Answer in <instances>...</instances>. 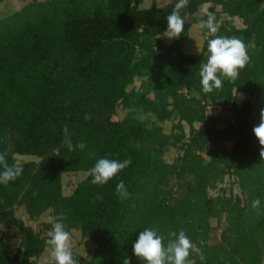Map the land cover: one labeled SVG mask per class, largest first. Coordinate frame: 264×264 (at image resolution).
<instances>
[{
  "label": "trees",
  "instance_id": "obj_1",
  "mask_svg": "<svg viewBox=\"0 0 264 264\" xmlns=\"http://www.w3.org/2000/svg\"><path fill=\"white\" fill-rule=\"evenodd\" d=\"M143 1L57 0L56 11L33 4L22 16L0 22V154L23 167L17 179L0 184V224L22 238L12 251L0 226V264H37L49 247L52 223L33 226L17 213L19 205L30 219L63 213L65 230L80 229L92 247L89 254L73 252L79 264H122L126 257L137 263L133 244L146 228L169 235L166 244L177 237L172 231L182 229L191 242L205 238L198 247L204 259L197 255L193 264L259 262L264 160L251 136L255 126L245 117L253 107L259 113L264 108V0H188L180 12L184 30L173 39L163 33L178 0L160 7L156 0L149 6ZM201 9L206 19L214 15L216 36L241 40L249 56L237 79L221 76L222 87L210 93L203 91L200 71L215 36L208 33L200 52L182 48ZM226 11L246 25L220 21ZM137 76L143 77L139 86ZM239 92L250 97L239 102ZM215 103L237 117V126H219L222 111L207 113ZM119 106L126 109L122 117L116 116ZM167 119L174 120L171 131L164 127ZM65 126L73 151L64 143ZM171 146L179 150L173 161L166 158ZM24 153L34 157L19 160ZM129 157L130 166L108 183L91 182L97 160ZM80 169L88 174L64 193L63 172ZM228 173L238 178L243 204L233 194L209 195V186ZM121 180L130 194L123 200L116 192ZM257 198L261 205L254 209ZM223 213L226 244H210V217Z\"/></svg>",
  "mask_w": 264,
  "mask_h": 264
},
{
  "label": "clouds",
  "instance_id": "obj_2",
  "mask_svg": "<svg viewBox=\"0 0 264 264\" xmlns=\"http://www.w3.org/2000/svg\"><path fill=\"white\" fill-rule=\"evenodd\" d=\"M188 5V0H178L171 13L167 16V30L163 33L164 37L169 39L178 38L184 30V19L180 12ZM160 7V4H157ZM196 27L199 29L207 28L214 39L208 41V59L200 71L201 84L205 93H210L213 89L222 87V79L225 77L235 80L239 76V70L243 69L249 62V56L244 43L237 38H228L216 36L218 25L215 23L214 15L207 13L206 20H199ZM198 46V45H197ZM199 48V47H198ZM219 73V75H218ZM255 136L261 145L259 155L264 160V108L260 110L259 122L253 128ZM66 144L69 151L74 150L71 138L67 133V127L64 128ZM7 153L0 154V184L7 185L10 181L17 179L23 173L22 165L17 161L9 164L6 159ZM131 158L124 161L109 160L101 158L97 160L94 167L90 170L93 177L92 183L104 185L113 179L120 171L130 166ZM116 192L120 199L129 197L124 182L121 180L116 186ZM101 199V196H97ZM261 201L257 198L252 201V208L259 209ZM66 217L62 213L58 217H50L52 230L48 233L46 244L50 246V258L53 264H79V261L73 256L72 234L65 230L63 220ZM195 252L201 260L204 259L203 251L196 247L185 232L181 230L177 239L170 240L165 247L163 237L158 235L157 230L146 228L139 232L138 239L133 244V253L144 264H193L189 259L190 254ZM122 264H131V260L126 257Z\"/></svg>",
  "mask_w": 264,
  "mask_h": 264
},
{
  "label": "rangeland",
  "instance_id": "obj_3",
  "mask_svg": "<svg viewBox=\"0 0 264 264\" xmlns=\"http://www.w3.org/2000/svg\"><path fill=\"white\" fill-rule=\"evenodd\" d=\"M165 0H156L157 3L162 4ZM56 2V4H54ZM152 3H154V0H144L142 5L143 6H149ZM37 5L43 10H53L56 11L58 6L57 5V0H0V22L8 19V18H13L16 19L24 12L29 10L31 5ZM53 7V8H52ZM222 8V5H220ZM206 20L204 17V11L203 9L200 10L198 14L197 21L194 22V24L198 23L199 20ZM223 20H229L233 23H235L237 26H245V20L242 16L239 14L233 15L229 12H224L222 17L220 18V21ZM194 26L195 28L193 29L192 36L193 39L188 43L190 45V48L194 49V45L197 43H201L203 40L206 39L208 36V32L203 31V29H199L198 27ZM143 77L137 76L135 79V85L139 86L141 83ZM250 97V94L247 92H239L237 93V100L239 102H242L243 99ZM259 98L257 96H253L252 100L254 103L257 102ZM222 111L223 116L225 117V120L222 122H219V126L221 128H226L229 127V125L234 124L237 126L236 119L237 117L233 116L231 112H228L227 110H223L222 105L220 103H215V104H210L208 105L207 108V113L209 114H217ZM126 112V109L123 108L122 106H119L117 110L116 116L122 117ZM141 116L143 118H146L151 121L155 119V117L147 112L141 113ZM243 117H245L243 115ZM249 122L251 126H256L259 122V111H257L254 107L251 109L246 114L245 117ZM239 119L241 120V116H239ZM172 119H167L163 124L165 127L166 131H171L172 129V124H173ZM196 126L198 128H203L204 125L200 121L195 122ZM187 130L189 129V125L186 124ZM249 130V129H247ZM253 131V130H252ZM251 131V136L256 137L254 132ZM252 137V138H253ZM226 144L228 147H232L234 145V141L232 140H226ZM257 144H259V140H257ZM261 146V145H260ZM179 150L175 146H171L168 151L166 152V158L170 161H173L176 159L178 156ZM17 157L19 160L21 159H29L34 157L33 154L29 153H24V154H17ZM88 174L87 170L80 169V170H74V171H64L63 172V190L64 193L70 194L73 192L76 184L86 177ZM209 195L212 197L219 196L222 194L230 195L233 194L234 196H239L242 200V204L245 202L244 201V194L240 188L238 178L235 174L228 173L225 175L223 179H218L216 183L212 184L209 186ZM177 196H179V191L177 193ZM17 213L21 215L24 219L28 220L33 226L37 227L40 221L47 220L50 218V212L47 211L43 213L38 219H33L29 218L28 213L26 212V208L23 205H19L17 207ZM210 228H209V233L210 236L207 239L208 243L210 244H226V239L224 238V234H227V227H228V220L226 218L225 213H223L222 217H218L216 215H212L210 217ZM0 226L4 229V236L7 239V241L10 244V247L13 251L14 247H17L21 244V235L19 231L14 228L7 226L6 224L2 223ZM183 230V229H182ZM181 231V230H180ZM187 236V230H183ZM225 232V233H224ZM70 233L72 234V240H73V252L78 251L83 254H89L90 249L92 247L91 240L88 237H83L80 229L78 228H73ZM175 231L171 232V235H176L178 237L179 233L174 234ZM173 238V240L177 239ZM189 238V236H187ZM233 237V232L230 234V238ZM163 238H166L167 240L169 239V235L163 234ZM190 239V238H189ZM166 240V242H167ZM172 240V239H170ZM206 239L199 237L197 240H193L192 243L196 245V247H199V242H204ZM166 242L163 240V244L165 247L167 246ZM50 246L45 250L38 258H37V264H53L50 258ZM197 254L195 252H192L190 254L189 259L194 262L196 259ZM133 264H144L142 260L137 258V263L133 262ZM257 264H264V249L261 254V258Z\"/></svg>",
  "mask_w": 264,
  "mask_h": 264
},
{
  "label": "crops",
  "instance_id": "obj_4",
  "mask_svg": "<svg viewBox=\"0 0 264 264\" xmlns=\"http://www.w3.org/2000/svg\"><path fill=\"white\" fill-rule=\"evenodd\" d=\"M143 3V2H142ZM196 25V23L192 24L191 28H190V34H189V37L188 39L186 40V42L183 44L182 48L185 50V51H190V52H200L201 49H202V46H203V43H204V40L201 42V43H197L194 45V49L190 48V45L188 44L192 39H193V36H192V32H193V29L195 28L194 26ZM198 45V46H197ZM199 47V48H198Z\"/></svg>",
  "mask_w": 264,
  "mask_h": 264
}]
</instances>
